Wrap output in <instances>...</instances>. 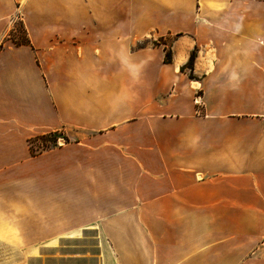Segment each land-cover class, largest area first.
I'll list each match as a JSON object with an SVG mask.
<instances>
[{
	"label": "crops",
	"instance_id": "0c3cea01",
	"mask_svg": "<svg viewBox=\"0 0 264 264\" xmlns=\"http://www.w3.org/2000/svg\"><path fill=\"white\" fill-rule=\"evenodd\" d=\"M82 240L264 264V0H0V248Z\"/></svg>",
	"mask_w": 264,
	"mask_h": 264
},
{
	"label": "rangeland",
	"instance_id": "374dc122",
	"mask_svg": "<svg viewBox=\"0 0 264 264\" xmlns=\"http://www.w3.org/2000/svg\"><path fill=\"white\" fill-rule=\"evenodd\" d=\"M11 38L16 43L25 40L22 25L18 21L15 22V32ZM149 43L153 45H155L154 43L168 44V39L144 40L139 45ZM187 72H189L188 69ZM58 137L60 139L65 138L62 135V131L50 133L39 139L32 140V147L35 150H40L43 145L46 147L51 146L59 140ZM86 240L80 242L65 241L63 245L56 247L54 250H42L39 256L28 258L25 257L23 249L0 248V264H105L103 248L93 246L90 244L91 241ZM23 259H25V262H23Z\"/></svg>",
	"mask_w": 264,
	"mask_h": 264
},
{
	"label": "trees",
	"instance_id": "16d2710c",
	"mask_svg": "<svg viewBox=\"0 0 264 264\" xmlns=\"http://www.w3.org/2000/svg\"><path fill=\"white\" fill-rule=\"evenodd\" d=\"M154 44L156 45V44H159V43H154ZM164 50H165V52H164V62H169V61H171V50H170V48L167 47V46L165 45V46H164ZM195 55H196V52H195V49H193V50L191 51L190 55H189V58H188L186 64H185L184 66L181 67V70H183L184 68H187V69L189 70V72H188V77L191 78V79L195 78V76H194L193 73H192V69H193V61H194ZM42 148H46V146L43 145ZM31 151H32V152H35V149H33V148L31 147Z\"/></svg>",
	"mask_w": 264,
	"mask_h": 264
}]
</instances>
